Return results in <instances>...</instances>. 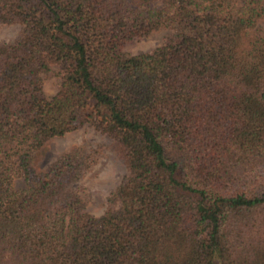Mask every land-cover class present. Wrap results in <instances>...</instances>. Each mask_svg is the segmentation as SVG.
I'll use <instances>...</instances> for the list:
<instances>
[{
    "label": "trees",
    "instance_id": "1",
    "mask_svg": "<svg viewBox=\"0 0 264 264\" xmlns=\"http://www.w3.org/2000/svg\"><path fill=\"white\" fill-rule=\"evenodd\" d=\"M262 21L264 0H0V264H264ZM85 124L125 168L99 216L73 189L94 152L42 164Z\"/></svg>",
    "mask_w": 264,
    "mask_h": 264
},
{
    "label": "rangeland",
    "instance_id": "2",
    "mask_svg": "<svg viewBox=\"0 0 264 264\" xmlns=\"http://www.w3.org/2000/svg\"><path fill=\"white\" fill-rule=\"evenodd\" d=\"M243 0H239L241 2ZM264 34V21L260 24ZM19 32L17 25H0V42L13 40ZM171 30L162 28L152 32L144 38H138L126 43L123 51L127 55H136L151 52L160 46ZM59 78L53 73L44 75L43 90L46 97L53 96L58 88ZM73 148H80L82 152H94V162L78 180L73 184L86 204L88 213L99 216L108 207V198L119 185L125 174V168L114 151L111 142L101 133L95 131L90 125L65 134L63 137L54 138L47 146L46 158L43 167L55 160L60 154ZM16 187L22 186V179H15Z\"/></svg>",
    "mask_w": 264,
    "mask_h": 264
}]
</instances>
